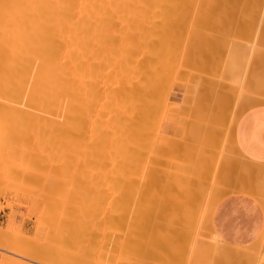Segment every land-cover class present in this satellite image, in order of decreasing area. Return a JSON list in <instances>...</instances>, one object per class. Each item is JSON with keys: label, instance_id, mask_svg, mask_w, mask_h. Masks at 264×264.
I'll use <instances>...</instances> for the list:
<instances>
[{"label": "bare ground", "instance_id": "6f19581e", "mask_svg": "<svg viewBox=\"0 0 264 264\" xmlns=\"http://www.w3.org/2000/svg\"><path fill=\"white\" fill-rule=\"evenodd\" d=\"M230 1L231 0H209L207 6H209L210 9H212V10L209 9L210 11L213 12V10H215V9L220 10V12H223L222 10H226V9H227L226 11H228L227 6L229 5L232 12H229L230 11V9H229L228 12L224 11L226 13L223 12V14H219L220 16L218 15V13L213 15L211 12V14L215 17L212 18V16L209 15L207 17L208 20H209V17L211 16L209 21L211 22V20L213 19L212 23L214 24L215 23L214 19L217 20L218 18H221V15H222V17L227 18L228 16H223V15L234 13V10H235V12H238V9H239V12L241 14L243 11H246L245 5H243V4L248 2L250 4L252 11H253V15H252L250 13L251 11L249 10L250 15H252V16L249 15V17L251 19L248 18V16L246 15L247 13L243 14L244 17H241L242 15L236 16L237 18L240 17L241 19H244V20H245V16H247L246 17L247 25H246V20L245 21L243 20L244 22L239 21V18H238L237 24L235 23L236 22L235 19H234L235 22H232V23H235V25H238V24H240L238 22H241V23L243 22L247 27L244 24L243 25L246 28L249 27V29H250L249 25L251 24V26L253 28L251 27L250 30L257 28V27H255L256 23H255V26L253 23L254 22H260V19L262 17V13H263V8H264V0H235L233 2H230ZM236 1H238V2H236ZM192 2L194 3L197 1L196 0H0V154H2L0 157V163L3 162L5 165L6 164L9 165V166H6V168H4V169L2 167V172H7V174L4 173L7 176L11 175L12 176L11 181H12L13 180V174H15L14 173L15 170L12 169L13 171L12 170L10 171V169L14 168V165H16V166L20 165V168H19L20 170L18 168H17L18 169L17 170L15 167L16 171H18V174H20L22 171H24L25 174L28 175L26 173L27 171H25V170L21 171V169L23 168V169L31 170L29 168H32L34 171L33 173L31 172V174H30V171H28L30 174L29 179L32 180L34 183L35 182L42 183L45 186V190L47 191V193L50 194V196H48V197L53 198L52 194H56V193L59 194L60 193V194L64 195L66 192H68V194H69V192L71 190L70 189L71 187L69 188V186H68L69 190L66 191L65 193L63 192V190L67 188V186L65 185L66 183L63 180L69 175L71 177L72 173L69 171L70 170L69 167L71 166V169H74L72 167L76 165L75 164V163H77L76 160L79 159V157L77 158V156H76V158H77L76 159L74 157V155L75 154H92V155H90V156H92V158L89 155L88 156L92 159L93 171L90 170L91 168L88 169V171L90 170L93 172V178H91V177L90 178L92 179L91 182H93L94 184L89 182L88 183L89 184L88 189H90L91 187L93 189V187H94L95 193L93 191L91 192L92 193L91 196L93 197V195H94V197L92 200L93 202L90 199V201L92 202V203L90 202L92 204V205L90 204L92 210L90 207H89V210H91L92 212L91 213L89 212V214H91L90 222H88L89 228L86 225L88 231L84 229L86 226L83 227V225H82V227H81L84 229V231L86 233L84 235L88 236V237H86V239L84 237V239L87 242L91 243V244L88 243L89 246L87 248L89 251H91L89 249V247L92 245L91 246L92 251H91V255H90L91 257L89 256V259H87L88 261H84L85 258L83 259V261L81 260L82 258L81 259L79 258L80 261L79 260L76 261L77 258L73 259L72 257L70 258V255L68 256V254L70 253V251L68 249H70L69 246L71 245V244L70 245H68V244L72 240L75 242L77 240L79 241L80 235L82 234V232H81V234L79 232L82 231L83 229L79 228L78 226L76 228L72 227L73 217L67 215L68 212H66V213L63 212V210H65L64 208H67L69 206L68 203L65 204L67 202V199L66 198H65L66 200L64 199L66 202L64 203L65 207L63 208V206H62V205H64L63 200H62L63 198L60 196L61 197L60 198L61 203L59 202V204H61V207L57 206L59 204L56 205L57 202L55 203L53 201V200L56 201V198L59 197L58 195H56L55 196L56 198H54L53 200H50L51 201L50 204L53 205L52 204V201H53V203H55L54 204L55 208H57V207L63 208L62 214H61L62 216L64 215L63 213L66 214V215H64V217L69 216L66 218L62 217L63 219H65V227L63 228L61 225L62 228L59 230V232L57 231V233H56L59 235V240H60V237H62L61 242L64 243L66 246V248L63 250L64 252L61 251L62 256L60 257L61 258V260L59 261L60 264H130V263L138 264L137 260H140L142 262L141 263L139 261L141 264H143V262H145L146 264H148V263L152 264L148 260H152V261L154 260V262H158L156 260H159V262H161V263L164 262L162 260H165L168 264H184V263L187 264V262H188V264H262V263H264V258H262L264 256L261 257V256L257 255V251L259 249V246L260 247L264 246V231L262 232L261 236L257 240V241H260L258 243V246H256V244H254V242H253L251 244L246 245V247H244V246L239 247V246L230 245V244L222 241L221 238H219V236L215 234V231H213L214 229H213V225L211 224L212 223L211 217H212V212L215 208L214 206L218 200V198L216 199V197H215L216 196L215 191H216L217 186L215 185V188H214V186H211V187H213V189L215 191L213 190L214 191L213 192L212 190H209V188H208V192H206L207 191L206 190L204 192L205 194L203 193V188H204V190L206 189L204 187V183L209 184L211 182V184H212L213 179H211V178H213V176H211V174L213 172L215 174L216 168L213 171V169H214L213 165L214 164L210 165L212 163L208 162V163H210L208 165H210V167L212 166V168H208V170L210 169V172H207L205 170V173L207 172L206 175H204L205 173L202 174V172H201L206 168L205 162H207L212 157V155H211L212 152H211V154L209 153L210 150L208 153L211 155V157H209V154L208 155L204 154L208 150L206 147H204L202 150H200V151H203L205 148L207 149V150H204L205 152L204 151L202 152L203 154H202L201 158L199 157L200 154L199 155L196 154L194 156V157H196L195 158L196 160L198 157L197 161H199V163H202L201 165L196 166L193 162H192L193 164H191L190 161L187 162L188 160L186 161L184 159L187 163H190L191 165H193L194 168L195 167L197 168V169L195 168L194 170L191 169L192 171L191 170L190 171L194 172V171L199 169L198 173L191 174L189 172L190 175L184 173L185 176L182 179H177V180H176V178H173V176L179 177L180 175L177 176V174L176 175L173 174V176L169 175V177L166 175L168 177V179H170V180L169 181L166 180L167 178L164 179L168 182L167 183L165 181L168 185L164 183V185L161 187V189H163V192L165 194V195L163 194L164 196H161L162 201H159L157 203L156 202L153 203L150 201L153 204L144 203L145 201H143V203H141L142 202L141 198H140L141 199V201H140L138 198L135 199L131 196L134 193L137 194L136 189H135L134 193H129V192H132V190H133L132 187L137 184V182L134 183V181H135L134 177L139 175L136 173V171L138 170L137 172L141 173V171L143 170V169L141 170V166L143 164L141 166L140 165L138 166L137 161L138 162H140V161L138 160L137 156L141 153V149H140L142 146L141 141L144 140V139L141 140L142 138L139 139V137H140L139 136V125H142L141 121L145 117L143 115L142 119H141V114H143L142 111H143V108H145V107H143L145 105L144 103H145V101L147 102V100H148V96L146 98L145 97L146 94L144 95V93L147 90H148V93L151 92V90L149 91V89L152 87L153 84L157 85L159 83L158 85H160L161 81H159V79L164 74V73L162 74V71L160 72L158 70V68L154 71H150V69L153 70L151 68L153 66V63L150 62V65L144 66L145 69H146V67L148 68L150 66L149 70H148V71H150V73L146 69V71L149 73V76H146L147 73L142 70L143 60H144L145 56H147V60H150L152 58L153 54H155L153 58H156V57L158 58V56L160 54L159 55H157V54L160 52L159 51L160 49H158V51H159L158 52L157 47L159 45H162L165 43H167V45H168V43H169L168 48H166L167 47L166 44L163 45V47L166 46V47H164L165 49L169 50V51L168 50L166 51L165 49H163V51H164L163 53H165V52L166 53L167 52L172 53V51L176 49L175 48L176 40L180 39V35L183 33V32L180 34L177 33V29H179V26L182 24V23L181 24L179 23V22H181L180 17L182 18V16L180 14L184 13V15L183 14L182 15L185 16V12L187 14V11L189 9L192 10L191 9L192 5H193ZM199 2H200V0H199ZM234 2L237 3V4L235 3L236 6L238 5L237 8H236V6L234 8V6H233L234 4L233 5L231 4ZM200 4L201 3H199V5ZM194 5H195V3H194ZM239 5H240V7H239ZM241 5L243 6L242 8H241ZM232 8H234V9H232ZM207 9H206V11L204 9L203 13L204 12L207 13ZM192 11L194 12V9ZM215 11H217V10H215ZM215 11L213 13H216ZM203 13H202V15H204ZM254 13L255 14L258 13L259 17L256 18L255 17L256 15L254 16ZM209 14H210V12H209ZM189 15H191V14H189ZM199 15H200V13H199ZM217 15H218V17H217ZM188 17H190V16H188ZM197 18H200V16H198ZM185 19H186V17H185ZM201 19H202V17H201ZM201 19H199V21ZM221 19H223L225 21L224 18H221ZM221 19L217 20L216 24H219L221 21H223ZM256 19L258 21H255ZM186 20L183 22V25H184V23H186ZM202 20L204 22V19H202ZM205 20H206V17H205ZM208 20H207V22H209ZM250 20H251V23H250ZM224 21L222 24L224 26L225 25L229 26V24H227L228 20L226 21V23ZM196 22H197V24H199L198 20ZM200 22H202V21H200ZM207 22H204V25H205V28H203L204 30L206 28H209L208 27L209 24ZM229 22H231V21H229ZM191 23H193V22H191ZM205 23H207L208 25ZM212 23L209 26H211V30L213 31V28L216 27L217 25L213 26ZM261 23L264 24V19L262 20ZM188 24H189V22L185 25H188ZM194 24H196V23H194ZM183 25H181V26L183 27ZM199 25H200L199 28L204 27L203 24H199ZM223 25H221V26H223ZM194 26H196V25H193V27H192L193 30L195 29ZM184 28H185V26H184ZM184 28H182V29H184ZM262 28H261V30H263V31H261V32L263 33L264 32V26H262ZM185 29H188V28L186 27ZM196 29H197V26H196ZM225 29H224V32H225ZM207 30H209V29H207ZM215 30L216 29L214 28V32H215ZM221 30H220L219 34L222 35L223 33H221L222 32ZM246 30H245V33L247 32V35L250 34L248 36L251 37L252 35L250 33V30L249 31H246ZM194 31H197V30H194ZM228 31L229 30H227V33H228ZM230 31H231V28H230ZM199 32H202L201 33L202 37H205L206 35H208L207 33L211 32V31L206 32V33H205V31H199ZM216 32H217V30H216ZM240 32H241V30H240ZM251 32L253 34V30ZM175 33L178 34L177 37H179V38L174 37ZM190 33H191V30H190ZM203 33H205L206 35L205 34L203 35ZM184 34H185V32H184ZM195 34H196L195 36H197V32ZM211 34L212 33H209V35H211ZM219 34L217 33L216 35L218 36ZM225 34H226V32H225ZM225 34H224V36H225ZM221 35H219V37ZM229 35L232 36V34H229ZM193 36L191 34L192 39L194 38ZM174 38H175V42H174V44H172V41ZM208 38H209V36H208ZM208 38H205L204 40L202 38V41H205V42H203V45L206 44V39H207L208 44L210 41L209 39H213V42H215V44H216V41H214V40H216V38L215 39L214 38L208 39ZM242 38H244V37H242ZM189 39H187V40H189ZM218 39L219 40L221 39L220 41H222L223 44L226 40V39L222 40L221 37ZM185 40H186V38H185ZM183 41H184V39H183ZM228 41H229V39H228ZM170 42L172 45L170 44ZM178 42H177V44H178ZM222 42H218V44L220 46L219 47L215 46L214 48L220 49L221 46L223 45ZM244 42H246V41H244ZM179 44H180V42H179ZM193 44H194V42H193ZM215 44H213V45H215ZM259 44H257V46L258 45L260 47L264 46L263 42H262L263 45L261 44V42H259ZM170 45L174 47V49L171 48L172 51L170 50ZM186 46L189 47V44H187ZM205 46L207 48V46H209V45H205ZM223 46L225 48H228L226 42ZM245 46H247V44H245ZM249 46H251V45L249 44ZM178 47H179V45H178ZM233 47H232V49H234ZM241 47H242V45H241ZM254 47H255V45H254ZM158 48H160V47H158ZM189 48L192 49V47H189ZM237 48H239V47H237ZM237 48H236V52L239 51V50L237 51ZM222 49H221L222 52L219 54V55H221L220 57H223V55L224 56L226 55V54H223V52H225V50H222ZM241 49H243V48H241ZM252 49H253V46H252ZM161 51H162V47H161ZM178 51H176V52H178ZM218 51H217V53H218ZM173 52L174 53H172V54L167 53V55L168 54L174 55L176 53L175 51H173ZM205 52H206V50H205ZM205 52H203V53H205ZM236 52H234V53H236ZM240 52L241 51H239V53ZM243 52H241V53H243ZM198 53H202V52L199 51ZM206 53L209 54L210 51L206 52ZM212 53H214V52H212ZM254 53L257 54L258 57L260 58V54L258 52L257 53L254 52ZM185 54H187V52ZM246 54H247V51H246ZM249 54H251V53H249ZM162 56L165 57L166 55L163 54ZM193 56H194V54H193ZM211 56L209 57V55H207V58L209 57L212 59L214 57V56L213 57H211ZM216 56L217 55L215 52V58H216ZM229 56H230V54H229ZM238 56H237V58H238ZM160 57L161 56H159V58ZM167 57H166V60H167ZM185 57L187 58L188 56H185ZM220 57L217 56V59L224 60V58H220ZM232 57H233V59L231 58L232 60H230L231 63L236 61L235 60L236 58L234 59V56H232ZM159 58L153 60L156 63H157V60L159 61L158 65L155 64V67L159 66V67H161V69L167 70V69L163 68L164 67L163 61H165L164 64H167V61L166 60L162 61V59H163L162 57L160 60H159ZM207 58L205 59L206 61H207ZM251 58H253V57H251ZM197 59L199 60L200 57L197 56ZM217 59L215 60V62H214V58L212 60L213 61L212 66H214L213 70L215 71L217 69L216 72L219 71L218 70L219 67L217 68V66L214 65V63H216ZM256 59L257 58L254 56V60H256ZM261 59L263 62L260 61V59H257L254 62V60L252 59L253 62H251V67L253 66L256 69V67L259 65L260 68L258 69V71L264 70V68L262 69V66H261L264 63V58L261 57ZM198 60H197L196 64L199 62ZM208 60H210V59H208ZM161 61H162V63H161ZM200 61L202 62V60H200ZM257 61H258V63L260 62L261 65L257 64ZM168 62H170V61H168ZM182 62H184V61H182ZM226 62H227V60L225 61V64H226ZM244 62H245V60H244ZM151 63H152V66H151ZM159 63H161L162 66ZM171 63L172 62H170V65H171ZM175 63H177V62H175ZM189 63H191L190 58H189L188 64ZM220 63H217V64L220 65ZM227 63H229V60ZM236 63H237V61H236ZM252 63H253V65H252ZM186 64H187V61H186ZM193 64H194V62L191 63V66ZM198 64L201 65L200 62ZM222 64H223V62H222ZM254 64H256V65H254ZM202 65H201V67H204ZM207 65H208V62H207ZM236 65H238V63ZM238 66H241V65H238ZM171 67L172 66H170V68ZM174 67H175V65H174ZM192 68H195V67H192ZM205 68L207 70H209L208 67L205 66L204 69ZM241 68H242V66H241ZM246 68H248V67H246ZM206 69H205V71H206ZM219 69H221V68H219ZM232 69H234L233 66H232ZM157 70L159 71V74L160 73L162 74V75H160L161 76L160 78L158 77V75H157V77H155L156 74H158ZM200 70H203V68H201ZM238 70H239V68H238ZM238 70H237V72H238ZM240 70H242V69H240ZM142 71L145 72L144 75H145V77H147V79L146 78H144V79H146V80L141 78V74L143 73ZM176 71H177V69H176ZM222 72H224V71H221V74H222ZM183 73L185 74V71ZM192 73H189V76ZM260 73H262V72H260ZM260 73H258V74H260ZM151 74H152V76L154 75L153 77H155V79L152 77V80H155V81H153L154 83L151 81V79H148V77H151ZM168 74H166V75H168ZM187 74H188V72H187ZM249 74H251V73H249ZM253 74L250 78L253 77ZM232 75H238V74L234 73ZM164 76L165 75H163V78L165 79L166 77H164ZM176 76H177V73H176ZM203 76H202V78H203ZM249 76L247 78H249ZM255 76H257V75H255ZM263 76H260V77H263ZM178 77L179 76H177L176 78H178ZM223 77H226V76H223ZM156 78L158 81L157 83H155ZM167 78H170V77L167 76ZM199 78H197V80L201 81V79H199ZM226 78H224V79H226ZM192 79H194V78H192ZM142 80H144V82H147V83H149L148 80H150V83H152L151 86H149V88L147 90L144 89V87H146V86H144L145 84ZM204 80H202L201 82H205ZM239 80H241V79H239ZM245 80H246V77H245ZM252 80L253 79H251L250 81H252ZM163 81H166V80H163ZM167 81H169V79ZM250 81H249V83L252 84L253 81L252 82H250ZM211 82H213V81H211ZM217 82L218 81L214 82V84L216 85ZM221 82L222 81H220V83H219V87L221 86ZM163 83H167V82H163ZM207 83H208V81L206 82V84ZM222 83H224V82H222ZM249 83H248V85H250ZM142 84H144V85H142ZM201 84H203V83H200V85ZM208 84L205 86H208ZM164 85H162V86L164 87ZM170 85H172V84H170ZM211 85H213V83ZM254 85H255V83H254ZM254 85H252V86L254 87ZM173 86H174V84H173ZM201 86H198V88H200ZM213 86H210L211 91L217 85L212 89ZM229 86H231V85L229 84ZM229 86L227 85V86H225V88H228ZM244 86H246V85L244 84ZM219 87H216V88L219 89ZM247 87L248 86H246V88ZM249 87L251 89L253 88L251 86H249ZM256 87L259 88V86H256ZM204 88H208V90H209V87H204ZM250 88H249V90H251ZM151 89H153V88H151ZM170 89H172V88H170ZM217 89H214V91H212L213 93L210 91V93H212L211 95L208 94L209 91H207V89H205L206 91H204V92L205 93L207 92L209 97L212 96V97H210L213 99V100H211V101H213L212 105L214 104V102L215 103H222V105H224V107H222V105L220 106V104L219 105L214 104V106L217 108H218V106H220L219 108H224V110L227 111V106L229 104L226 102H228V100L231 98L229 96L230 91H228L231 89V87L229 89H224V90L228 91L229 94L225 93L226 91L224 92V90L222 92V90H217ZM253 89H252V91H256ZM156 90L153 89L152 92L155 93ZM191 90H193V85H192ZM202 90H203V88H201V91ZM197 92H198V90H197ZM151 93H150V95H151ZM189 93H190V90H189ZM243 93L246 94L247 92H243ZM243 93H241V94H243ZM258 93H260V92L258 91ZM165 94H166V92H165ZM190 94L188 95V97L184 98V100L182 99L183 100L182 103L184 105H186L185 108H187L189 100H191V102H189V104L195 101V98H193V97H195L193 95V93L191 95ZM232 94H230V95L233 98L234 94L233 95ZM192 95H193V97H192ZM203 95L205 97L206 94H202V97H200L201 101H202V99H204ZM225 95L228 97L226 98ZM235 95H234V97H235ZM159 96H160V94H159ZM197 96L198 95H196V97ZM199 96H201V95H199ZM236 96L238 97V93ZM246 96H248V95H246ZM154 97H156V96H154ZM209 97H208V99H209ZM255 97H253V98H255ZM160 98L162 99V97H160ZM166 98H167V96H166ZM169 98H171V95ZM169 98H167V99L169 100L168 101L169 104H171V101ZM189 98H191V99H189ZM205 98H207V97H205ZM243 98L244 97H242V99H239L240 100L239 102H241V100L243 101ZM161 99H158V101L161 102ZM223 99H225L227 101H225ZM151 100H152V98H151ZM251 100L252 99L249 98V101H246L247 106L241 105L242 104L241 103L240 104L241 106L239 105L240 107L238 106L237 109H245L246 110V109H250V108L255 107V106L264 105L263 99L261 101H258V102H256V99L254 101L252 100L253 103L250 102ZM163 101L165 103H167L166 99ZM204 101H205V99H204ZM204 101H202V102H204ZM231 101L232 100L229 101L230 104L234 103V105H236L235 104L236 99L232 103H231ZM196 102L200 103V101H196ZM196 102H194V103H196ZM209 102H210V100H209ZM209 102L207 101V104ZM239 102H237V104H239ZM244 102H245V100H244ZM248 102H250L251 104H249ZM147 103H149V101ZM161 104L159 106H161ZM169 104H168V106H169ZM201 104L204 107L205 103L204 104L201 103ZM226 104H227V106H225ZM232 105L229 108H232L233 107ZM157 106H158V103H157ZM168 106L166 105V108ZM194 106H196V104ZM207 106L208 105H205L204 108L206 109ZM146 107L149 108L148 106H146ZM203 107L201 106V108H203ZM198 108H199V106H198ZM152 109L153 108H151V110ZM207 109H208V107H207ZM210 109L211 108H209V111H210ZM103 110H105L104 116H103ZM149 110L150 109H148V111ZM151 110H150V112H151ZM188 110H189V108H188ZM198 110L200 111V109H198ZM215 110H217V109H215ZM209 111H208V113H209ZM243 111L244 110H240L239 112L241 114H243L244 113ZM152 112H153V110H152ZM168 112H169L168 116L169 117L172 116L170 110ZM189 112H191V111L189 110ZM146 113H149V112L146 111ZM200 113H201V111H200ZM150 114L151 113H149V115ZM217 114H218V112L216 113V115ZM161 115H162V113H161ZM161 115H160V118H161ZM208 115H210V114H208ZM226 115H228V114H226ZM239 115L240 114L238 113V116ZM150 116H152V115H150ZM205 116H207V115H205ZM219 116H221V115H219ZM222 116L226 120L228 119L227 116H226L227 118L224 116V112H223ZM147 117H146V119H147ZM223 117H221V119ZM152 118H153V116H152ZM193 118H194V116H193ZM213 118H214V116H213ZM217 118H218V116H217ZM147 120H146V122H147ZM148 121L150 122L151 120H148ZM158 121H159V119H158ZM158 121L155 119L154 123L157 124ZM207 122H208V119H207ZM223 122H225V120ZM151 123H153V122H150V124ZM205 124H207V123H205ZM233 124L235 125L234 122H233ZM223 125L227 126V123H223ZM234 125H233V127H234ZM154 126L156 127V125H154ZM154 126L153 127L149 126L148 128H151V130H153V128H155ZM203 126H202V128H203ZM213 126H215V125H213ZM213 126H208V128H211ZM229 126L227 128H230ZM208 128L207 129L204 128V129L208 132L209 135L213 134V132L209 133ZM224 128H222V130ZM199 129H200V127H199ZM232 129L233 128L231 127V130ZM210 130L213 131V129H210ZM147 131H150V130L148 129ZM197 131L199 132L198 129H197ZM232 131H230V132H232ZM205 132H203L204 138L206 137ZM215 132H216V130H215ZM147 133L148 132H146V134ZM216 133H214V134H216ZM149 134H152V132ZM199 134H201V133H199ZM220 134H221V132L219 133L218 137L222 136V134L221 135ZM160 135H161V133L158 136H160ZM163 135L164 134H162V136ZM231 135H232V133H231ZM165 136L166 135H164L163 137H165ZM215 136H217V135H215ZM229 136H230V134H229ZM190 138H191V136L189 137V139ZM213 138H215V137H213ZM229 138H231V137H229ZM203 140H204V142H202V143L200 142L199 145L205 146L203 144V143H205V139H203ZM224 140H225V138H224ZM211 141H210V144L212 145ZM233 141H234V139H233ZM147 142L148 141H146V143H145L146 145H148L150 143V142L149 143H147ZM153 142H156V140ZM172 142H170V145H172L171 144ZM187 142H189V141H187ZM196 143H197V141H196ZM232 143H234V142H232ZM155 144L156 143H154L153 145H155ZM157 144H158L157 146L159 147V143H157ZM175 144L176 143L174 142L173 145L175 146ZM227 144L228 143L226 142V145ZM229 144H231V143H229ZM215 146L216 145H214V147ZM159 148H156V149L159 150ZM215 148H218V145ZM225 148H226V146H225ZM143 149L146 151L147 147H146V149L143 147ZM174 149H176V147H174ZM200 149H201V147H200ZM231 149H233V147ZM149 150H150V148H149ZM187 150L189 151L190 149H187ZM216 150H219V149H216ZM150 151H149V153H150ZM175 151H174V155H176ZM222 151H223V149H222ZM142 152H144V151L142 150ZM165 152L167 153V151H165ZM195 153H196V149L194 151V154ZM230 153H232V152H230ZM36 154L37 155L42 154V155H40V158H39L40 160H38ZM151 154H149V155H151ZM203 155L207 156L208 158L205 157V159H203V157H204ZM213 155H214V153H213ZM41 156L44 157V158L42 157L43 161L41 159ZM70 156H73V157H71L73 159H71ZM240 156L241 155L239 154V157ZM165 157H166V155H165ZM170 157H171V155H170ZM183 157H185V156H183ZM194 157L192 156L193 159H194ZM224 157H225V155H224ZM224 157L222 156L221 158H224ZM241 157L239 159H238V157H236L238 159V161L235 160L236 158L233 159L230 156H229L228 160H227V157L225 160L228 162V165L232 164V162L235 163L234 165L238 164L235 167H236V169L238 168L237 172L239 171V173L241 175V177L238 176L241 179V180L239 179V181L241 183L238 184V182H237V184L239 185V189H240V187H242L240 191L249 193L250 195L256 197V199L260 200V202L262 203V205L264 207V179H263L264 166L263 165L261 166L259 164L257 165V163L255 164L253 162H249V160L245 159L246 157L245 158L243 156H241ZM167 158H168V156H167ZM83 159H84V157H83ZM186 159H190V158L188 157ZM200 159H202V161L204 160V162H202ZM15 160H17V161L20 160V162L18 161L19 164H14ZM70 160H71V162H70ZM72 160H74V162ZM135 160H137V161H135ZM217 160H215V161H217ZM231 160H232V162L230 163ZM39 161H42V162H39ZM155 161H156L155 163L158 162L157 159ZM218 161H220V160H218ZM235 161L238 163H236ZM84 162H83V165H84ZM162 162H164V161H162ZM168 162H170V161H168ZM173 162L174 161L170 162L169 164H171ZM177 162H178V160H177ZM203 163H205V165ZM222 163L220 162V165H219L220 168H218V172H217V173H220V175L224 173V172L221 173V169H222L221 164ZM10 164H12V165H10ZM72 164H75V165L72 166ZM78 164H81V163H78ZM139 164H141V163H139ZM152 164H153V161H152ZM179 164L181 165L182 162ZM244 165H246V166H244ZM26 166L28 168H24ZM177 166H178V164H177ZM200 166H202L204 168V169L201 168V171H200ZM7 167H8L9 171L6 170ZM178 167H177V169H178ZM185 167H187V166H185ZM230 167H231V165H230ZM230 167L227 168L228 172H231L234 169L233 168L231 170ZM75 168L78 169V167H75ZM189 168H191V167H189ZM0 169H1V167H0ZM3 170H5V171H3ZM139 170H140V172H139ZM175 170H176V168H175ZM79 171H81V169H79ZM165 171H167V170H165ZM180 171H182V170H180ZM8 172H10V173H8ZM11 172H13V173L11 174ZM199 172L201 173V175L199 174ZM153 173H151V174H153ZM239 173H238V175H239ZM16 174H17V172H16ZM75 174H76V172H75ZM163 174L165 175V173H163ZM160 175H162V173ZM182 175H183V173H182ZM2 176H3V174H2ZM2 176L0 177L1 182L6 181L8 179V177L6 179L5 178L6 176H4V177H2ZM21 176L23 177V174H20V177ZM91 176H92V174H91ZM201 176H204V177L206 176V177L204 179V178H201ZM14 177H15V175H14ZM25 177H27V176H24V178ZM143 177H140V178L142 179ZM149 177H150V175H149ZM215 177H217V180L215 178L216 181H220L221 176L219 178V176L217 174V176H215ZM233 177H235V176H233ZM18 178H19V176H18ZM18 178L16 176L14 178V180L17 179L16 182L18 183V180H19L20 181L19 183L22 184V182L24 180L21 182L22 178L21 179L20 178L18 179ZM68 178H66L67 179L66 181L69 182V180H70V182H71V179H68ZM171 178L175 179L176 182L171 180ZM225 178H226V176H225ZM225 178H222L223 180L221 179V181L223 182ZM72 179H73V176H72ZM146 179L147 178H145V180ZM158 179H159V174H157L155 172V174L151 176L150 180L149 181L147 180V181L149 182V184H150V182L160 184V182L162 180L160 182H158L159 181ZM202 179L206 180L207 182L202 181ZM209 179L211 181L208 182ZM7 181L5 183H7ZM11 181L9 178L8 182H10V184H12ZM87 181H89V179ZM87 181L85 180V184L87 183ZM172 181L175 182V184L173 183L174 185L169 186V183L171 185ZM141 182H143V181H141ZM141 182L139 183V181H138L140 186H139V184H137L135 186V187L139 186V188H138L139 191L142 187L141 185H143V183H145V182H143L141 184ZM213 182L216 183L215 181H213ZM14 183H15V181H14ZM24 183L25 182H23L22 187H23V185L24 186L26 185ZM71 183L74 185L73 182H71ZM75 183H76V181H75ZM90 183L92 184L91 187H90ZM133 183H134V185H133ZM88 184H86L87 187H88ZM149 184H147V185H149ZM220 184L223 185V183H220ZM165 185H167L166 186L167 188H165V190H164ZM28 187L29 186L26 185L25 188L28 189ZM30 187H29V189H31ZM32 187H34V186H32ZM41 187L39 190H41ZM143 187L145 189V186H143ZM168 187H170V190H167V189H169ZM227 187H229V186H227ZM8 188H9V186H8ZM11 188H13V187H11ZM36 188H33L32 190H34V189L36 190ZM151 188H152V186H151ZM157 188H159V187H157ZM236 189H237V187L234 189H231V190L232 191L235 190L236 192H238L239 190H236ZM37 190H38V188H37ZM43 190H41L42 195H43ZM143 190H142V193L140 192V194H142V195H144ZM27 191H29V190H27ZM209 191L214 193V194L211 193L209 196H207V193H209ZM218 191H217V193H218ZM235 191L233 193H236ZM38 192H40V191H38ZM61 192H63V193H61ZM74 192H76V191H74ZM74 192H71V193H74ZM84 193L85 192L83 191L82 194H84ZM155 193H157V192H155ZM41 194H39L38 196H41ZM76 194L77 193H75V197H74L75 199H76V197L79 198V196H77ZM140 194L138 197H140V196L142 197V195H140ZM151 194L153 195V192ZM65 195L68 198V202L70 203L69 200H70V198H72V196L69 194V196H71L69 198L67 196V194H65ZM65 195H64V197H65ZM218 195H219V193H218ZM151 197H153V196H151ZM157 197H159V196H157ZM161 198H158V199H161ZM38 199H40V198H38ZM41 199H43V198H41ZM77 200H80V199H77ZM43 201L44 200L39 201V202L44 204ZM45 201H46V198H45ZM71 201H73V200H71ZM147 201H148V199H147ZM39 202H38V204H39ZM46 204L47 203L45 202V205ZM66 205H67V207H66ZM38 206H40V204ZM148 206H149L148 210L153 207L152 209L155 210L154 211L155 216H152L151 218H149L147 220L144 218V208H147ZM169 206L171 207V209L168 208ZM45 207L46 206H44V208ZM205 208H206V210L204 211ZM45 209H47V208H45ZM45 209H44V211H45ZM53 210H51V213ZM167 210H169V211H167ZM151 211L152 210H150V212ZM166 212L167 213L172 212L171 213L172 215H170V213H168L170 215L169 216ZM12 221H13V219L11 218L9 220V224H8L9 227L11 226ZM60 222H62V221H60ZM50 226L54 227V225H50ZM62 230H63V232H62ZM0 231L2 233V234L0 233L1 234L0 235V245L10 244L7 239L2 238V235H4L5 232L7 233L8 231L5 229L2 230V228H0ZM50 231H52L51 233H53V230L50 229ZM55 232H56V230H55ZM59 233L61 234V236ZM181 233L183 236L179 235ZM76 236L77 237L79 236V237L77 239H75ZM204 237H208L209 240L207 238L204 239ZM82 238L83 237L81 235V239ZM182 239H183V241H181ZM202 239H204V240H202ZM184 240L187 241V244H185ZM206 240H208V241H206ZM67 247H69V248H67ZM42 252L44 253L45 251H42ZM42 252L36 251V253L33 254V258L38 259V260L46 259L45 253L43 254ZM133 253L135 254V256H137V258L140 255L139 257H141L142 259H140V258L137 259V258L131 256ZM88 254H90V253H88ZM186 254H188V255H186ZM262 255H264V254H262ZM148 256H150L151 259H149L150 257H148ZM145 257H147L146 258L147 261H145L146 259L144 260ZM201 257L206 258V262L200 263L198 261V259ZM129 258L133 259L132 261H134V262L129 263V260H130ZM134 258L136 259L137 263L135 262ZM71 259H73L75 261H73Z\"/></svg>", "mask_w": 264, "mask_h": 264}, {"label": "rangeland", "instance_id": "374dc122", "mask_svg": "<svg viewBox=\"0 0 264 264\" xmlns=\"http://www.w3.org/2000/svg\"><path fill=\"white\" fill-rule=\"evenodd\" d=\"M197 2H194L195 3V5H194V3H193V5H192V10L194 9V12L192 11V10H188L187 11V14H186V12H185V16H183L184 15V13H181L180 15L182 16V18L180 17V21L181 22H179L181 25H183V22L186 20V23H184V25H183V27L180 25L179 26V29H177V33H182L181 35H180V39H177L179 42H180V44H179V42L176 40V46H175V50H173V51H178V52H176L174 55H171L172 53H174L173 51H172V49H174V47L173 46H171L172 44H174V42H175V38L178 36V34L177 33H175V35H174V39H173V41H172V44H171V42H170V50L172 51V53L171 52H167V53H171V54H168L167 55V53L165 52V53H163L164 51H163V49H165L164 47H166V48H168V46H169V43H168V45H167V43H165L166 44V46H164L163 47V45H165V44H162V45H159L158 47H160V48H158L157 47V51H158V49H160L158 52V54L157 55H159V56H161L162 58L164 57V56H162L163 54H165L166 56L162 59V61L163 60H166V57H167V64H164L165 63V61H163L164 63H163V68H165V69H167V70H164V69H161V67H159V66H156L155 67V64H157L158 65V60H157V63L155 62V61H153V60H155V59H158L159 58V56H158V58L156 57V58H153L154 57V55L155 54H153V56H152V58L150 59V60H147V56H145V58H144V60H143V68H142V70L143 71H145L146 73H147V75L146 76H149V73H150V71H154V70H156L157 68H158V70L161 72L162 71V74L163 75H165L164 77H166L165 79L163 78V75L160 73L159 74V71L157 70V72H158V74H156V76L155 77H157V75H158V77L160 78L161 76L160 75H162V79L160 78H158L159 79V81H161V84L163 83V82H167V83H163L162 85H164V87L161 85H156V84H153L152 85V87L151 88H153V89H157L156 90V92L155 93H153L152 91H153V89H149V91L151 90V92H149L148 93V88H149V86H151V84L152 83H150V80H148L149 81V83H147V82H144V80H146L147 79V77H145V72H143L142 74H141V78H146V79H144V80H142L143 82H144V84H142V85H144V86H146V87H144V89L145 90H147V91H145V93H144V95H145V97L147 98V96H148V100H147V102L149 101V103H147L146 101H145V105L143 106V107H145V108H143V115L145 116L144 117V119H143V128L144 129H142L141 128V125H139V139H141V140H143V141H141V143H142V146L146 149V147H147V149L149 150V148H150V153H149V151L146 149V151L143 149V147L142 148H140L141 150H143L144 152H143V154H139L138 156H137V158H138V160L140 161V162H138L137 160H135V161H137V163H138V166L140 165H142L141 166V173H138L137 171H136V173L137 174H139L138 176H135L134 178H135V181H134V183H136L137 182V184H139L141 181H143V182H145V183H143V182H141V184L143 183V185H141L142 187H141V189H140V191H139V186H140V184H139V186L138 187H135L136 185H134V183H133V190H132V192H129V193H134L135 192V189H136V193L137 194H133V195H131L133 198H138L139 200H143V201H145L144 203H146V201H147V199H148V201H147V203H151V202H159V201H162V198H161V196H164L165 194H164V192H163V189H161V187L164 185V183L165 184H167L168 182L166 181V180H170V179H168V177H169V175L171 176H173V174H177V176H179V177H174L173 176V178H176V180L177 179H182L184 176H185V174H188V175H190V173L191 174H194V173H198V170H196V171H194V172H191L192 170L191 169H195L194 168V166L193 165H191V164H195L196 166L197 165H201L202 163H199V161H197L198 160V157H197V160L195 159L196 157H194L196 154H184L183 156H185V157H183V160L185 159L187 162H189L190 161V163H187L185 160V162H186V164L184 163L183 164V162H182V164H181V166H183V168L181 167L180 169H176L175 170V172H173V170H172V168L171 167H173V165H174V162L173 163H171V164H169L170 162H172V161H174V160H172L173 158H172V156H173V154H165L166 152L165 151H167V153H169V151L171 150V147L170 146H172V145H170V142H172V141H177L176 139H173V138H170V137H168V136H165V137H163L162 136V134H164V128H165V125L167 124V123H169V120H170V117L168 116V111H169V109L168 108H170V104H169V100L167 99V98H169L170 97V95H171V93H172V90H173V87L175 86V85H177V84H183V85H185V86H187V87H189L190 89H192V85H193V90L195 91V90H197L198 89V86H201V87H206L205 85H207L208 83L210 84H208L209 86H213L212 87V89L216 86V87H219V83H220V81H222V82H224V83H222L221 82V86L219 87V89H217L216 87L214 88V89H217V90H222V92H223V90L224 89H229L230 87H231V89L230 90H228V91H230V94H236L237 95V93H238V97L235 95V97H234V95H233V98H232V96L229 94V92L228 91H226V90H224V92L225 93H228L229 94V96L231 97H229L230 99L228 100V102L230 101V100H232L231 101V103L232 102H234L235 101V99H236V101H235V104L236 105H234V103H232L233 105H234V108L235 107H237L238 108V106L241 104V105H245V106H247V102L246 101H249V98L250 99H252L253 101L256 99V102H258V101H261L262 99L264 100V70H259L258 71V69L260 68L259 67V65L256 67V69L252 66L251 67V62H253L252 61V59L254 60V56L257 58V59H260V61H262V59H261V57H263L264 58V46H262V47H260L259 45V42H261V44H262V42H263V44H264V32L262 33L261 31H263V30H261V28H262V26H264V24H262L261 22H262V20L264 19V8H263V13H262V17H261V19H260V22H254L253 24H254V26H255V23H256V26L255 27H257V28H255V29H252L253 30V34H252V30H250L251 29V24L249 25L250 26V29H249V27L248 28H246L247 26V20H246V17L248 16V18H250L249 17V15H250V13L253 15V11H252V9H251V7H250V4L247 2V3H245V4H243V5H245V10L246 11H243L241 14H240V12H239V9H238V12H235V10H234V13H230V14H225V15H223V16H228L227 18L226 17H222V15H221V18H226L227 20H228V22H227V24H229V26H224L222 23H223V19H221V18H218L217 20H223V21H221L219 24H216V22H217V20H215L214 19V21H215V23L213 24L212 23V21H213V17H215V16H213V15H215V14H217L218 13V15L219 14H223V12L224 11H226V10H222L223 12H220V10H218V9H215V10H217V11H215V10H213V12L215 11L216 13H213L212 11H210V10H212V9H210V7L209 6H207V4H208V2H209V0H200V2H199V0H196ZM233 1H235V0H231L230 2H233ZM229 2V1H228ZM236 2H238V1H236ZM236 2H234V3H231L233 6H234V8H235V6H236ZM199 3H201L200 5H199ZM236 3V4H235ZM230 4V5H231ZM239 4V3H238ZM199 5V6H198ZM231 5V6H232ZM197 6V7H196ZM227 6V5H226ZM238 6V5H237ZM237 6H236V8H237ZM228 7V11H229V9H230V7H229V5L227 6ZM239 7H240V5H239ZM243 6L241 5V8H242ZM208 8V9H207ZM223 8V7H222ZM221 8V9H222ZM234 8H232V9H234ZM205 9V11H206V9H207V13L206 12H204L203 13V10ZM210 9V10H209ZM220 9V8H219ZM244 9V8H243ZM242 9V10H243ZM196 10V11H195ZM241 10V9H240ZM251 12H250V11ZM228 11H226V12H228ZM196 12V13H195ZM200 13V15H199V13ZM204 14V15H202V13ZM209 12H210V14H209ZM211 12H212V14H211ZM226 12H224V13H226ZM229 12H232L231 11V9H230V11ZM250 12V13H249ZM238 13V14H237ZM247 13V14H246ZM249 13V14H248ZM183 14V15H182ZM189 14H191V15H189ZM207 14V15H206ZM243 14H246L247 16H245V20H246V25L243 23L245 20L244 19H241L240 17H238L239 18V21H243L242 23L241 22H238V23H240V24H238V25H235V23L237 24V21H238V18L236 17V16H239V15H242L241 17H244L243 16ZM190 16V17H188V16ZM202 15V16H201ZM209 15H211L212 16V20H211V22L209 21L210 20V17H209V20H208V16ZM218 15H217V17H218ZM234 15V16H233ZM252 15H250V16H252ZM256 15V16H255ZM198 16H200V18H197ZM220 16V15H219ZM254 16L256 17V18H258L259 17V15H258V13L257 14H255L254 13ZM185 17H186V19H185ZM188 17V18H187ZM201 17H202V19H204V22H207V20L210 22H207L209 25H211V23L213 24V26L214 25H217L216 27H214L216 30H217V32H216V30H215V32H214V28H213V31L211 30V26H209L207 23H205V24H207L208 25V27L209 28H206L205 30L203 29V28H205V25H204V22H203V20L201 19ZM204 17V18H203ZM205 17H206V20H205ZM216 17V18H217ZM236 17V18H235ZM184 19V20H183ZM197 21L198 20V22H199V24H203L204 25V27H200L199 28V24H197V22L195 21V20ZM199 19H201L200 21H202V22H200L199 21ZM225 19V23H226V20ZM236 20V22H235V20ZM241 19V20H240ZM251 19V18H250ZM195 21V22H194ZM229 21H231V22H229ZM254 21V20H253ZM255 21H258L257 19L255 20ZM189 22V24L188 25H185V24H187ZM191 22H193V23H191ZM232 22H235V23H232ZM194 23H196V24H194ZM249 23V22H248ZM250 23H251V20H250ZM196 25L197 26V29H196V26H194V30H197V31H194L193 29H192V27H193V25ZM234 24V25H233ZM246 26H244V25ZM221 25H223V26H221ZM184 26H185V28L187 27L188 29H185L184 28ZM202 26V25H201ZM222 28H221V27ZM181 27V28H180ZM227 27V28H226ZM244 27V28H243ZM182 28H184V29H182ZM190 28V29H189ZM220 28V29H219ZM226 28V29H225ZM229 28V29H228ZM230 28H231V31H230ZM233 28V29H232ZM253 28V27H252ZM200 29V30H199ZM202 29V30H201ZM207 29H209V30H207ZM219 29V30H218ZM222 29V30H221ZM224 29H225V32H226V34H225V32H224ZM243 29V30H242ZM247 29V30H246ZM250 30V33H251V37L250 36H248V35H250V34H248L247 35V32L245 33V30L246 31H249ZM259 29V30H258ZM263 29V28H262ZM190 30H191V33H190ZM193 30V31H192ZM220 30L222 31L221 33H223L222 35L221 34H219V32H220ZM227 30H229L228 31V33L229 34H232V36L231 35H229L228 33H227ZM239 30V31H238ZM240 30H241V32H240ZM199 31H205V33L206 32H209V31H211V32H209V33H212L211 35H209V33H207L208 35H206L205 33H203V35L205 34L206 36L205 37H202V32H199ZM244 31V32H243ZM184 32H185V34H184ZM197 32V36H195L196 33ZM214 32V33H213ZM219 34V35H221L220 37L222 38V40H225V42H226V44H227V47L228 48H225L223 45L225 44V42H224V44H223V42L222 41H220L218 38H220L219 37V35L217 36L216 34ZM177 34V35H176ZM191 34H192V36L194 37L193 39H192V37H191ZM224 34H225V36H224ZM208 36H209V38H216V40H214V41H216V44H215V42H213V39H209L208 38ZM211 36V37H210ZM215 36V37H214ZM218 38H217V37ZM238 36V37H237ZM224 37V38H223ZM231 37V38H230ZM242 37H244V38H242ZM246 37V38H245ZM177 38H179V37H177ZM185 38H186V40H185ZM190 38V39H189ZM202 38H203V40L205 39V38H208L209 40V44H208V42H207V39H206V44L205 45H209V46H207V48H206V46L205 45H203V42H205V41H202ZM250 38V39H249ZM255 38V39H254ZM183 39H184V41H183ZM187 39H189V40H187ZM228 39H229V41H228ZM242 40V41H241ZM250 40V41H249ZM257 40V41H256ZM188 41V42H187ZM194 42V44H193V42ZM244 41H246V42H244ZM177 42H178V44H177ZM218 42H222V46H221V48L219 49H217V48H214L215 46L216 47H219L220 45L218 44ZM259 44L258 46H257V44ZM187 44H189V47H192V49H190L188 46H186ZM192 44V45H191ZM213 44H215V45H213ZM245 44H247V46L249 47H247V46H245ZM249 44L251 45V46H249ZM255 45V47H254V45ZM262 44V45H263ZM178 45H179V47H178ZM229 45V46H228ZM234 47H233V46ZM241 45H242V47H241ZM184 46V47H183ZM235 49H232V47ZM244 46V47H243ZM252 46H253V49H252ZM161 47H162V51H161ZM182 47V48H181ZM203 49H202V48ZM224 47V48H223ZM237 47H239V48H237ZM259 47V48H258ZM172 48V49H171ZM178 48V49H177ZM210 48V49H209ZM213 48V49H212ZM223 48V49H222ZM236 48H237V51L239 50V51H241V52H243V53H239V51L238 52H236ZM241 48H243V49H241ZM248 48V49H247ZM187 51H186V50ZM190 49V50H189ZM200 49V50H199ZM217 49V50H216ZM221 49L222 50H225V52H223V54H226L225 56L223 55V57H220L221 55H219L222 51H221ZM227 49V50H226ZM232 49V50H231ZM247 49V50H246ZM251 49V50H250ZM256 49V50H255ZM166 51L168 50V49H165ZM189 50V51H188ZM202 50V51H201ZM205 50H206V52H209L210 51V53L209 54H207L206 52H205ZM214 50V51H213ZM219 50V51H218ZM231 50V51H230ZM234 50V51H233ZM254 50V51H253ZM169 51V50H168ZM197 51V52H196ZM202 52V53H198V52ZM217 51H218V53H217ZM233 51V52H232ZM246 51H247V54H246ZM253 53H252V52ZM187 52V54H185ZM203 52H205V53H203ZM212 52H214V53H212ZM215 52H216V55L218 56V57H220V58H224V60H220V59H217V56H216V58H215ZM228 52V53H227ZM234 52H236V53H234ZM254 52H258L259 54H260V58L258 57V55L257 54H255ZM194 54V56H193V54ZM198 53V54H197ZM249 53H251V54H249ZM196 54V55H195ZM209 55V57L211 56V57H213L214 58V62H215V60L217 59V61H216V63H214V65L215 66H217V68L219 67V68H221V69H219L218 68V72H216V70L214 71L213 70V68H214V66H212L213 64H212V60H213V58L211 59V58H207V55ZM229 54H230V56H229ZM237 54V55H236ZM240 54V55H239ZM255 54V55H254ZM156 55V56H157ZM201 55V56H200ZM239 55V56H238ZM244 55V56H243ZM252 55V56H251ZM254 55V56H253ZM184 56V57H183ZM185 56H188L187 58L185 57ZM192 56V57H191ZM197 56L198 57H200V59L198 60L197 59ZM232 56H234V59L237 61V63H238V65H241L242 66V68H241V66H238V65H236L237 63H236V61H232L233 63H231L230 62V60H232L233 59V57ZM237 56H238V58H237ZM161 57L159 58V60L161 59ZM173 57V58H172ZM194 57V58H193ZM240 57V58H239ZM250 57V58H249ZM251 57H253V58H251ZM171 58V59H170ZM189 58H190V61H191V63L192 62H194V64L191 66V63H189L188 64V62H189ZM193 58V59H192ZM202 58V59H201ZM207 58V61L205 60ZM226 58V59H225ZM232 58V59H231ZM170 59V60H169ZM187 59V60H186ZM192 59V60H191ZM196 61H195V60ZM208 59H210V60H208ZM256 59V60H257ZM148 62H147V61ZM197 60L201 63V65L202 66H206V67H208L209 68V70H207L206 68V71H205V69H204V67H201V65H199L198 63L196 64V62H197ZM200 60H202V62L200 61ZM205 60V61H204ZM227 60V62H228V60H229V63H227L226 62V64H225V61ZM240 62H239V61ZM244 60H245V62H244ZM256 60H254V62L256 61ZM162 61H161V63H162ZM168 61H170V62H172L171 63V65H170V62H168ZM174 61V62H173ZM182 61H184V62H182ZM186 61H187V64H186ZM150 62H152L153 63V66H152V63H151V68L153 69V70H151L150 69V71H148L149 70V67L147 68L146 67V69H147V71L149 72H147L146 71V69H145V67L144 66H146V65H150ZM155 62V63H154ZM175 62H177V63H175ZM207 62H208V65H207ZM221 62V63H220ZM222 62H223V64H222ZM263 62V61H262ZM161 63H159L160 65H161ZM174 63V64H173ZM183 63V64H182ZM211 63V64H210ZM217 63H220V65L219 64H217ZM169 64V65H168ZM173 64V65H172ZM217 64V65H216ZM257 64H260V62L258 63V61H257ZM168 65V66H167ZM174 65H175V67H174ZM177 65V66H176ZM210 65V66H209ZM226 65V66H225ZM236 65V66H235ZM252 65H253V63H252ZM254 65H256V64H254ZM261 65V64H260ZM162 66V65H161ZM167 66V67H166ZM170 66H172L171 68H170ZM200 68H199V67ZM232 66L234 67V69H232ZM262 66V69L264 68V63L261 65ZM177 67V68H176ZM192 67H195V68H192ZM246 67H248V68H246ZM197 68V69H196ZM201 68H203V70H200ZM225 68V69H224ZM237 68V69H236ZM238 68H239V70H238ZM176 69H177V71H176ZM180 69V70H179ZM228 69V70H227ZM240 69H242V70H240ZM246 69V70H245ZM171 70V71H170ZM184 70L185 71V74L182 72V71ZM191 70V71H190ZM237 70H238V72H237ZM167 71V72H166ZM188 72V74H187V72ZM201 71V72H200ZM209 71V72H208ZM221 71H224V72H222V74H221ZM156 72V73H157ZM170 72V73H169ZM193 72V73H192ZM237 72V73H236ZM260 72H262V73H260ZM155 73V72H154ZM169 73V74H168ZM176 73H177V76H179L178 78H176L177 76H176ZM189 73H192V74H190V76H189ZM209 73V74H208ZM212 73V74H211ZM224 73V74H223ZM229 73V74H228ZM238 74V75H232V74ZM245 73V74H244ZM249 73H251V74H249ZM254 73V74H253ZM258 73H260V74H258ZM153 74V73H152ZM152 74H151V77H148V79H151V81L153 82V81H155V80H152V77L154 76H152ZM166 74H168V75H166ZM250 76H249V75ZM252 74H253V77L252 78H250L251 76H252ZM201 77H200V76ZM204 75V76H203ZM255 75H257V76H255ZM167 76L168 77H170V78H167ZM188 76V77H187ZM202 76H203V78L205 79H203L202 78ZM223 76H226V77H223ZM237 76V77H236ZM241 76V77H240ZM249 76V78H247ZM259 76V77H258ZM260 76H263V77H260ZM155 77H153L154 79H155ZM182 77V78H181ZM200 77V78H199ZM245 77H246V80H245ZM256 77V78H255ZM173 78V79H172ZM192 78H194V79H192ZM197 78H199V79H201V81L202 80H204L205 82H201L200 80H197ZM224 78H226V79H224ZM261 78V79H260ZM169 79V81H167ZM215 81H214V80ZM231 79V80H230ZM235 79V80H234ZM239 79H241V80H239ZM251 79H253L252 81H250ZM163 80H166V81H163ZM179 80V81H178ZM163 81V82H162ZM182 81V82H181ZM208 81V83L206 84V82ZM211 81H213V82H211ZM216 81H218L217 83H216V85L214 84V82H216ZM249 81L250 82H252V84H250L249 83ZM255 81V82H254ZM142 82V83H143ZM158 81H157V78H156V82L155 83H157ZM175 82V83H174ZM189 84H188V83ZM199 82V83H198ZM235 82V83H234ZM244 82V83H243ZM250 84V85H248V83ZM154 83V82H153ZM187 83V84H186ZM200 83H203V84H201L200 85ZM213 83V85H211ZM254 83H255V85H254ZM148 86H147V85ZM170 84H172V85H170ZM173 84H174V86H173ZM199 84V85H198ZM229 84L231 85V86H229ZM244 84L246 85V86H248L247 88H246V86H244ZM195 85V86H194ZM198 85V86H197ZM229 86L228 88H225V86ZM252 85H254V87L252 86ZM249 86H251V87H253L252 89L253 90H256V91H252V89L249 87ZM256 86H259V88L258 87H256ZM203 87V88H204ZM223 87V88H222ZM237 87V88H236ZM170 88H172V89H170ZM235 88V89H234ZM240 88V89H239ZM244 88V89H243ZM249 88L251 89V90H249ZM213 89V90H214ZM234 89V90H233ZM259 89V90H258ZM159 91V92H158ZM242 91V92H241ZM250 91V92H249ZM252 91V92H251ZM258 91L260 92V93H258ZM147 92V93H146ZM158 92V93H157ZM165 92H166V94H165ZM171 92V93H170ZM236 92V93H235ZM243 92H247L246 94H244ZM150 93H151V95H150ZM157 93V94H156ZM241 93H243V94H241ZM159 94H160V96H159ZM192 94V93H191ZM190 94V95H191ZM262 94V95H261ZM153 95V96H152ZM169 95V96H168ZM193 95L195 96V97H193ZM193 95H192V97L193 98H195V101L194 102H196V101H201L200 100V97L201 96H199L200 94L199 93H193ZM196 95H198L197 97H196ZM240 95V96H239ZM242 95V96H241ZM246 95H248V96H246ZM150 96V97H149ZM154 96H156V97H154ZM166 96H167V98H166ZM226 96V95H225ZM224 96V97H225ZM257 98H256V97ZM160 97H162V99L160 98ZM166 99V102L167 103H165L163 100H165L164 98ZM188 97V96H187ZM228 96H226V98H227ZM241 97V98H240ZM242 97H244L243 98V101L241 100V102H239L240 100L239 99H242ZM248 97V98H247ZM252 97V98H251ZM253 97H255V98H253ZM151 98H152V100H151ZM186 98V97H185ZM192 98V99H193ZM151 101H150V100ZM158 99H161V102L160 101H158ZM170 99V98H169ZM189 99H191V98H189ZM188 99V100H189ZM247 99V100H246ZM145 100V99H144ZM158 102H157V101ZM194 100V99H193ZM192 100V101H193ZM223 100H225V99H223ZM244 100H245V102H244ZM252 100L250 101L251 103H253L252 102ZM165 103H163V102ZM225 101H227V100H225ZM151 102V103H150ZM158 103V106H157V103ZM189 102H191V100H189ZM189 102H188V104H189ZM194 102H192V103H194ZM237 102H239V104H237ZM250 102H248L249 104H251ZM153 103V104H152ZM162 103V104H161ZM161 104V106H159ZM168 104H169V106H168ZM191 104V103H190ZM166 105L168 106L167 108H166ZM240 105V106H241ZM146 106H148L149 108H147ZM151 106V107H150ZM239 106V107H240ZM151 108H153L152 110H153V112H152V110H151ZM162 108V109H161ZM146 109V110H145ZM148 109H150L151 110V112H150V110L148 111ZM240 110H244L243 112H245L246 110H248V109H237L236 110V112H235V114H234V119H233V122L235 123V125H236V122H237V120L239 119V116H241L242 114L239 112ZM146 111L147 112H149V113H151L150 115H152L153 116V118H152V116H150L149 115V113H146ZM107 112V111H106ZM162 113V115H161V113ZM170 112H171V110H170ZM145 113V114H144ZM157 113V114H156ZM237 113V114H236ZM238 113L240 114L239 116H238ZM104 114H105V110H103V116H104ZM147 114V115H146ZM150 117H149V116ZM160 115H161V118H160ZM171 115H172V112H171ZM106 116V115H105ZM148 116V117H147ZM156 116V117H155ZM146 117H147V119L148 120H151L150 122H153V123H151L150 124V122L146 119ZM151 118V119H150ZM159 119V121H158V119ZM155 119L158 121L157 122V124H155L154 122H155ZM167 119V120H166ZM145 120V121H144ZM146 120H147V122H146ZM154 120V121H153ZM163 120V121H162ZM166 120V121H165ZM161 124V125H160ZM233 124V123H232ZM151 126V127H153L154 125H156V127L155 128H153V130H151V128H148L149 126ZM153 125V126H152ZM234 125V124H233ZM234 125V126H235ZM158 126V127H157ZM160 126V127H159ZM146 128V129H145ZM150 130V131H147V130ZM160 129V130H159ZM146 132H148L147 134H146ZM152 132V134H149V133H151ZM154 133V134H153ZM161 133V135L160 136H158L159 134ZM157 135V136H156ZM167 137V138H166ZM156 138V139H155ZM160 138V139H159ZM159 139V140H158ZM171 139V140H170ZM156 140V142H153V141H155ZM170 140V141H169ZM146 141H148L147 143H149L148 145H146L145 143H146ZM154 143H156L155 145H153ZM157 143H159V147L161 148H159L157 145ZM173 143V142H172ZM171 143V144H172ZM200 143H198V145H197V147L196 148H194V149H196V151L197 152H199L200 150H202L205 146H201V145H199ZM145 145V146H144ZM169 145V146H168ZM149 146V147H148ZM153 146V147H152ZM155 147V148H154ZM200 147H201V149H200ZM156 148H159V150L158 149H156ZM164 149V150H163ZM198 149V150H197ZM161 150V151H160ZM204 150H206V149H204ZM203 150V151H204ZM148 151V152H147ZM163 151V152H162ZM203 151H200L199 153H202ZM153 152V153H152ZM160 152V153H159ZM165 152V153H164ZM152 153V154H151ZM164 153V154H163ZM149 154H151V155H149ZM1 155L2 154H0V157H1ZM40 155H42V154H40ZM40 155L38 154H36V156H37V158H38V160H40L39 158H40ZM44 155V154H43ZM90 155H92V154H75L74 155V157L76 158V156H77V158L79 157V159H77L76 160V162L77 163H75V164H72V166L73 165H75V166H73L72 168H74V169H71V166L69 167V171L73 174H71V177H70V175L69 176H67L66 178H68V179H71V182H73L74 183V185L70 182V180H69V182L68 181H66L67 179L65 178L63 181L66 183L65 185L67 186V190L66 189H64L63 190V192L65 193L66 191H68L69 190V188L71 189L70 190V192H69V194L72 196V198H70L71 196H69V194H68V192H66L65 194H67V196L70 198V203L68 202V198L66 197V195H65V197H64V195H62V194H52V196H53V198H51V197H48V196H50V194H48L47 193V191L45 190V186L42 184V183H38V182H33L32 180H30L29 178H30V174H31V172L33 173L34 171H33V169L32 168H29V169H31V170H28V169H21V171L22 170H25V171H27L26 173L28 174V175H26L25 174V172L24 171H20L21 173L20 174H23V177L21 176L20 177V174H18V171H16V169L18 168H20V165H14V168H11L10 169V171L12 170V169H14L16 172H17V174H16V172L14 171V173L15 174H13V180L11 181V179H12V176L11 175H5V174H7V172H2V167H3V169L4 168H6V166H9L8 164H4L3 162L2 163H0V167H1V169H0V171L2 172H0V177L2 176V174H3V176L2 177H4V176H6L5 178L7 179V177H8V181H9V178H10V181H11V183L13 184H10V182H8L5 178V180L7 181V183H5L6 181H2L1 182V180H0V228H2V230L3 229H5V230H7L8 232L6 233L5 232V234L4 235H2V238H4V239H7L8 240V242L10 243V244H2V245H0L1 247H0V264H60L59 263V261L61 260V256H62V252H64L63 250L66 248V246H65V244L64 243H62L61 242V238L62 237H60V240H59V235L58 234H56L57 233V231L59 232V230L63 227H65V219H63L62 217H64V215H66L65 213L66 212H68L67 213V215H69V216H71V217H73V221H72V227L74 228H76L77 226L79 227V228H81L82 227V225H83V227H85L86 225L88 226L89 225V223L88 222H90V217H91V214H89V212L91 213L92 211V208H91V206H90V204L93 202L92 200H93V197H94V195H93V197L91 196V192L93 191L94 193H95V191H94V187H93V189H92V184L91 183H93V182H91L92 181V179L91 178H93V164H92V156H89ZM131 155V154H130ZM165 155H166V157H165ZM170 155H171V157H170ZM187 155V156H186ZM197 155H199V154H197ZM206 155V154H205ZM208 155V154H207ZM220 155V154H219ZM224 155H225V157H224ZM239 155V154H238ZM136 156V155H135ZM147 156V157H146ZM153 156V157H152ZM158 156V157H157ZM167 156H168V158H167ZM192 156L194 157V159L192 158ZM201 156H202V154H200L199 155V157L201 158ZM204 156V155H203ZM224 157V158H221V157ZM242 156V155H241ZM240 156V157H241ZM42 157L43 156H41V159H42ZM71 157H73V156H70V158ZM83 157H84V159H83ZM89 157V158H88ZM163 157V158H162ZM190 158V159H186V158ZM205 157L206 158H208L207 156H204L203 157V159H205ZM209 157H210V155H209ZM226 157H227V160L229 159V155L228 154H221L217 159L218 160H220V161H215V160H208L207 162H205L206 163V168L204 169L202 166H200V171H201V168H203L204 170V172L203 171H201L202 172V174L203 173H205V170L207 171V172H210V169L208 170V168H212V166L210 167V165H213L214 167V169H213V171L215 170V168H216V171H215V174H214V172L211 174V176H213V178H211V179H213L212 180V184H211V182L209 183V184H205L204 183V187L206 188L205 190H204V188H203V193L206 191V192H208V188H209V190H214L213 189V187H211V186H214V188H215V185L216 186H218L217 184H218V181H216L217 180V177H215V176H217V174H218V176H219V178H220V176L222 177V174L220 175V173H217L218 172V168H220L219 167V165H220V162L222 163L225 159H226ZM239 157V156H238ZM239 157V158H240ZM36 158V159H37ZM44 158V157H43ZM69 158V159H70ZM162 158V159H161ZM170 158V159H169ZM242 158V157H241ZM71 159H73V158H71ZM158 160V162L157 163H155L156 161L155 160ZM164 159V160H163ZM167 159V160H166ZM75 160V159H74ZM74 160H72L73 162H74ZM81 162H80V161ZM201 161H202V159H200ZM207 160V159H206ZM19 162H20V160H18ZM17 160H15V162H14V164H19V162H18ZM42 161H43V159H42ZM42 161H39V162H42ZM85 161V162H84ZM148 161V162H147ZM152 161H153V164H152ZM162 161H164V162H162ZM168 161H170V162H168ZM226 161V160H225ZM224 161V162H225ZM70 162H71V160H70ZM69 162V163H70ZM83 162H84V165H83ZM176 162V161H175ZM193 162V163H192ZM202 162H204V160L202 161ZM208 162H211L212 164H210V163H208ZM217 162V163H216ZM78 163H81V164H78ZM139 163H141V164H139ZM181 163V162H180ZM205 163H203L204 165H205ZM87 166H86V165ZM156 164V165H155ZM167 166H165V165ZM208 164H210V165H208ZM10 165H12V164H10ZM80 165V166H79ZM152 165V166H151ZM163 165V166H162ZM170 165V166H169ZM25 166V165H24ZM83 166V167H82ZM137 166V167H138ZM156 166V167H155ZM175 166H177V164L175 163ZM185 166H187V167H185ZM223 163L221 164V173H223ZM244 166H246V165H244ZM248 166V165H247ZM11 167V166H10ZM15 167H16V169H15ZM22 167V166H21ZM75 167H78V169L77 168H75ZM185 167V168H184ZM189 167H191V168H189ZM193 167V168H192ZM205 167V166H204ZM24 168H28L27 166L26 167H24ZM91 168V169H90ZM162 168V169H161ZM171 168V169H170ZM189 168V169H188ZM17 169V170H18ZM79 169H81V171H79ZM88 169H90V170H92V171H88ZM132 169V168H131ZM138 169V168H137ZM140 169V168H139ZM188 169V170H187ZM197 169V168H196ZM7 171H9L8 170V167H7V169H6ZM20 170V169H19ZM73 170V171H72ZM76 170V171H75ZM165 170H167V171H165ZM180 170H182V171H180ZM191 170V171H190ZM3 171H5V170H3ZM13 171V170H12ZM28 171H30V174H29V172ZM83 171V172H82ZM85 171V172H84ZM145 171V172H144ZM171 171V172H170ZM177 171V172H176ZM184 171V172H183ZM212 171V170H211ZM75 172H76V174H75ZM139 172H140V170H139ZM154 172V173H153ZM155 172L157 173V174H159V181L158 182H160L161 180V182H160V184L159 183H152V182H150V184H149V180H150V178H151V176L152 175H154L155 174ZM168 172V173H167ZM190 172V173H189ZM206 172V173H207ZM5 173V174H4ZM8 173H10V172H8ZM13 172H11V174H12ZM67 173V172H66ZM151 173H153V174H151ZM162 173V175H160ZM163 173H165V175L163 174ZM167 173V174H166ZM171 173V174H170ZM182 173H183V175H182ZM185 173V174H184ZM206 173L204 174V175H206ZM40 174V173H39ZM70 174V173H69ZM75 174V175H74ZM91 174H92V176H91ZM146 174V175H145ZM199 174L201 175V173L199 172ZM14 175H15V177L17 176V178H18V176H19V178L21 179V182L23 181V182H25L24 184H26V185H28L31 189H29V187H28V189L27 188H25L26 187V185L24 186L23 185V187H22V184H23V182H22V184L21 183H19L20 181L18 180V183L16 182V180L17 179H15L14 180ZM66 175V174H65ZM68 175V174H67ZM136 175V174H135ZM141 175V176H140ZM148 175V176H147ZM149 175H150V177H149ZM168 177H167V176ZM223 175H224V173H223ZM24 176H27V177H25L24 178ZM72 176H73V179H72ZM144 176V177H143ZM210 176V177H211ZM241 176V175H240ZM76 177V178H75ZM79 177V178H78ZM91 177V178H90ZM140 177H143L142 179L140 178ZM164 177V178H163ZM206 177V176H205ZM205 177L204 176H201V178H204L205 179ZM208 177V176H207ZM18 178V179H19ZM145 178H147L146 180H145ZM162 178V179H161ZM165 178H167L166 180H164ZM215 178H216V180H215ZM2 179V178H1ZM30 181H29V180ZM75 179V180H74ZM89 179V181H87ZM91 179V180H90ZM140 179V180H139ZM204 179H202V181H206V180H204ZM73 180V181H72ZM85 180L87 181V183L86 184H88L89 182H91L90 183V189H88L89 188V184H88V187H87V185L85 184ZM145 180V181H144ZM148 180V181H147ZM171 180H173V181H175V179H172L171 178ZM219 180V179H218ZM14 181H15V183H14ZM75 181H76V183H75ZM138 181H139V183H138ZM156 181V182H157ZM167 183H166V182ZM172 181V184L170 185V183H169V186H172V185H174L175 184V182H173ZM209 181H211L210 179L208 180V182ZM213 181H215L216 183H214ZM207 182V181H206ZM68 183V184H67ZM163 183V184H162ZM174 183V184H173ZM37 186H36V185ZM42 184V185H41ZM77 184V185H76ZM94 184V183H93ZM146 184V185H145ZM147 184H149V185H147ZM152 184V185H151ZM168 185V184H167ZM167 185H165V187H164V190H165V188H167L166 186ZM8 186H9V188H8ZM32 186H34V187H32ZM43 188H42V187ZM68 186H69V188H68ZM74 186V187H73ZM143 186H145V189H144V187ZM150 186V187H149ZM151 186H152V188H151ZM11 187H13V188H11ZM38 188V190H37V188ZM40 187H41V190H43V195L41 194L42 193V191L41 190H39L40 189ZM157 187H159V188H157ZM33 188H36V190L34 189V190H32ZM157 188V189H156ZM169 189H167V190H170V187H168ZM173 188V187H172ZM171 188V189H172ZM217 188V187H216ZM29 190V191H27V190ZM144 189V190H143ZM159 189V190H158ZM33 192H32V191ZM130 190V191H131ZM142 190H143V194L144 195H142V194H140V192L142 193ZM148 192H147V191ZM35 191V192H34ZM37 191V192H36ZM38 191H40V192H38ZM74 191H76V192H74ZM83 191L85 192L84 194H82L83 193ZM139 191V192H138ZM153 192V195L151 194L152 192ZM215 191V190H214ZM213 191V192H214ZM63 192H61V193H63ZM71 192H74V193H71ZM155 192H157V193H155ZM160 192V193H159ZM162 192V193H161ZM216 192V191H215ZM45 193V194H44ZM75 193H77L76 195L77 196H79V198L78 197H76V199L74 198L75 197ZM160 195H159V194ZM166 193V192H165ZM212 192H210L209 191V193H207V196H209L210 194H211ZM39 194H41V196H38ZM139 194L140 195H142V197L140 196V197H138L139 196ZM158 194V195H157ZM164 194V195H163ZM205 194V193H204ZM212 194H214V193H212ZM216 194V193H215ZM46 195V196H45ZM56 195H58L59 197L58 198H56L55 196ZM74 195V196H73ZM43 196V197H42ZM63 198L62 200H63V204L66 202L65 200L67 199V202L65 203V204H69V206L67 207V205H66V207L68 208H64L65 207V204L64 205H62L63 206V208L66 210H63V212H65V213H63L64 215L62 216L61 214H62V209L63 208H58L57 206H60L61 207V204H59V202L61 201L60 200V198L61 197ZM145 196V197H144ZM151 196H153V197H151ZM157 196H159V197H157ZM131 197V198H132ZM148 197V198H147ZM156 197V198H155ZM216 197V196H215ZM38 198H43V199H38ZM45 198H46V201H45ZM48 198V199H47ZM54 198H56V201L55 200H53ZM66 198V199H65ZM130 198V199H131ZM141 198V199H140ZM158 198H161V199H158ZM59 199V200H58ZM65 199V200H64ZM77 199H80V200H77ZM90 199H91V201H90ZM145 199V200H144ZM42 201V200H44L43 202H44V204H42V203H40L39 201ZM50 200H53L55 203H56V205L57 204H59V205H57L56 207L57 208H55V206H54V204L55 203H53V201H52V204L53 205H51L50 203H51V201ZM58 200V201H57ZM71 200H73V201H71ZM151 201V202H150ZM38 202H39V204H40V206H38L39 204H38ZM45 202L47 203L46 205H45ZM91 202V203H90ZM61 203V202H60ZM153 203H151V204H153ZM46 206L45 208H47V209H45L44 208V206ZM52 207H51V206ZM92 205V204H91ZM49 207V208H48ZM89 207L91 208V210H89ZM148 208H149V206L147 207V208H144V218L145 219H149V218H151L152 216H155L154 214H155V210H153L152 208L151 209H149L148 210ZM169 209H171V207L169 206L168 207ZM208 208V207H207ZM44 209H45V211H44ZM50 211H49V210ZM54 209V210H53ZM81 209V210H80ZM147 209V210H146ZM51 210H53L52 211V213H51ZM150 210H152L151 212H150ZM206 210V208L204 209V211ZM147 211V212H146ZM167 211H169V210H167ZM171 211V210H170ZM203 211V212H204ZM48 212V213H47ZM77 212V213H76ZM167 213V212H166ZM168 213H170V212H168ZM167 213V214H168ZM172 213V212H171ZM170 213V215H172ZM50 214V215H49ZM151 214V215H150ZM90 215V216H89ZM169 215V214H168ZM169 215V216H170ZM69 216H65L64 218H66V217H69ZM168 217V216H167ZM13 219V221H12V223H11V226L9 227V220L10 219ZM52 219V220H51ZM62 219V220H61ZM52 222H51V221ZM60 221H62V222H60ZM50 225H54V227L53 226H50ZM61 225H62V227H61ZM87 226L84 228L85 230H87ZM53 229H52V228ZM60 227V228H59ZM88 228H89V226H88ZM50 229L51 230H53V233H51L52 231H50ZM81 229H83V228H81ZM84 229L82 230V231H80L79 233L81 234V232H82V239H81V235H80V238H79V241L77 240L76 242L75 241H70V243L68 244V245H70L69 247H70V249H68L69 251H70V253L68 254V256L70 255V258L72 257L73 259H76V261H80V259L83 261V259L85 258V260L84 261H88L87 259H89V256L91 255V251H92V248H91V246L89 247V249L91 250V251H89L88 250V246H89V244H91V243H89V242H87L85 239H86V237H88V236H85L84 234H86L85 233V231H84ZM55 230H56V232H55ZM88 231V230H87ZM3 232V231H2ZM62 232H63V230H62ZM0 233H1V231H0ZM61 233V232H60ZM59 233V234H60ZM2 234V233H1ZM0 234V235H1ZM56 234V235H55ZM84 235V236H83ZM88 235V234H87ZM179 235H181V236H183L182 235V233L181 234H179ZM60 236H61V234H60ZM79 237V236H78ZM77 236H76V238L75 239H77L78 238ZM84 237H85V239H84ZM205 238H207L208 239V237H204V239ZM88 239V238H87ZM204 239H202V240H204ZM209 240V239H208ZM208 240H206V241H208ZM181 241H183V239L181 240ZM185 241V240H184ZM260 241H256L254 244H256V246H258V243H259ZM62 243V244H61ZM89 243V244H88ZM185 244H187V241H185ZM65 246V247H64ZM69 247H67V248H69ZM240 247V246H239ZM244 247H246V245H244ZM255 247V246H254ZM2 248V249H1ZM263 249V250H262ZM37 252H42V251H45L44 253H45V255H46V259H43V260H38V259H35V258H33V254L34 253H36V251ZM40 250V251H39ZM89 252H88V251ZM62 251V252H61ZM33 252V253H32ZM261 254H259V253ZM43 253V252H42ZM43 253V254H44ZM83 253V254H82ZM88 253H90V254H88ZM64 254V253H63ZM134 254V253H133ZM131 255V256H133V257H135V258H137V256H135V254L134 255ZM262 254H264V246L263 247H260L259 246V249H258V251H257V255L258 256H264V255H262ZM72 255V256H71ZM186 255H188V254H186ZM80 256V257H79ZM84 256V257H83ZM130 256V257H131ZM140 256V255H139ZM138 256V258H140V259H142L141 257H139ZM143 256V255H142ZM147 256V255H146ZM151 256V255H150ZM150 256H148V257H150ZM91 257V256H90ZM132 257V258H133ZM152 257V256H151ZM151 257L149 258V259H151ZM260 257V258H261ZM80 258V259H79ZM134 258V259H135ZM137 258V259H138ZM147 257H145L144 258V260L146 259ZM262 258H264V257H262ZM73 259H71V260H73ZM130 259V258H129ZM133 259H130L129 260V263L130 262H134V261H132ZM161 260V259H160ZM73 261H75V260H73ZM140 260H137V262H138V264L141 262H139ZM145 261H147V259L145 260ZM149 262H151L152 264H168L165 260H162V261H164V262H159V260H156V261H158V262H154V260L152 261V260H148ZM198 261L200 262V263H204V262H206V258H199L198 259ZM135 262H136V259H135ZM136 262V263H137ZM185 262V261H184ZM85 263V262H84ZM142 263V262H141ZM140 263V264H141ZM130 264H132V263H130ZM143 264H146L145 262H143ZM149 264V263H148ZM185 264V263H184ZM187 264H188V262H187ZM262 264H264V263H262Z\"/></svg>", "mask_w": 264, "mask_h": 264}, {"label": "crops", "instance_id": "0c3cea01", "mask_svg": "<svg viewBox=\"0 0 264 264\" xmlns=\"http://www.w3.org/2000/svg\"><path fill=\"white\" fill-rule=\"evenodd\" d=\"M206 87H209V90H208V88L200 87L197 89L198 92H197V90H195V91L191 90L189 87H187L183 84H177L173 87L171 98H170L171 104H170V108H169V110H171V112H172V116H170L169 123H167L165 125V128H164V135L177 140V141H173V143L175 142L176 144L174 146L172 143L173 146H171L172 149L169 151V153H165V154H173V156H172V158L174 160V165L172 167L173 172H175V168L177 169L178 166H179L178 169L181 167L183 168V166H181L179 164L180 162L186 163L183 160V154H194V151H195L194 148L197 147L198 143L204 142L203 139H205V143H203V144L208 149L207 150L205 148L207 150V152L204 151L205 152L204 154H209V153L211 154V152H212V154H211L212 157L209 154L211 157L210 160H217V158L219 157V154H224V153L228 154L233 159L238 157L239 156L238 154H240L244 158L246 157L245 159L249 160V162H253L255 164L257 163V165L259 164L261 166L262 165L264 166V105L255 106V107H252V108L246 110L239 117V119L236 122V125L233 127L232 121L234 119V114L237 110V107L233 108L234 105L230 104V102H226L229 105L228 106H227V104L225 105V106H227V111H225L224 108H219L222 105V103H215L214 102V104H216V105L220 104V106H218V108L215 107L214 104L212 105L213 101H211V100H213V99L210 98L212 96L209 97V95H208V94L211 95L213 93L212 91H214V90L211 91L209 85ZM201 88H203L202 91H201ZM205 89H207V91H209L208 94H207V92L206 93L204 92V91H206ZM189 90H190V93H195V92L200 93L201 97H202V94H206L205 97H207V98H205L203 95L205 101H204V99H202V98L201 99L204 102L200 101V103L199 102H196L193 104L191 103L193 106L191 104H188L187 108H185L186 105H184L182 103V101L184 100L185 97H187L190 94ZM210 91L212 93H210ZM208 97H209V99H208ZM209 100H210V102H209ZM207 101L209 102L208 104H207ZM201 103H203V104L205 103V105H208L207 106L208 109L206 107V109H207L206 110L204 108L205 105L203 107V105ZM195 104L197 107L194 106ZM231 105L233 107L229 108V107H231ZM198 106H199V108H198ZM201 106L203 108H201ZM222 107H224V105H222ZM188 108L191 112H189ZM209 108H211L210 111H209ZM198 109H200L201 113ZM215 109H217V110H215ZM208 111H209V113H208ZM217 112L221 116H219L218 114L216 115ZM223 112H224V116L225 117L227 116L229 120L228 119L226 120L222 116ZM142 113H143V111H142ZM208 114H210V115H208ZM226 114H228V115H226ZM205 115H207V116H205ZM142 116H143V114H141V119H142ZM193 116H194V118H193ZM213 116H214V118H213ZM217 116H218V118H217ZM221 117H223V118L221 119ZM207 119H208V122H207ZM224 120H225V122H223ZM141 122H142L141 128L143 129V119ZM205 123H207L208 125ZM223 123H227V126L223 125ZM212 124L215 126H213ZM202 126H203V128H202ZM208 126H213V127L208 128ZM228 126L230 128H227ZM199 127L201 130L199 129ZM231 127L233 128L232 129L233 131L231 130ZM204 128L205 129L208 128L209 133L213 132V134L209 135L208 132ZM222 128H224V129L222 130ZM197 129L199 130V132L197 131ZM210 129H213V131ZM215 130L218 134L215 132ZM230 131H232V132H230ZM203 132H205V136H206L205 138L203 137ZM220 132H221L222 136L218 137ZM199 133H201V134H199ZM214 133H216V134H214ZM231 133H232V135H231ZM229 134H230V136H229ZM215 135H217V136H215ZM190 136H191V138L189 139ZM213 137H215V138H213ZM229 137H231L232 139ZM224 138H225V140H224ZM233 139H234V141H233ZM187 141H189L191 144ZM196 141H197V143H196ZM210 141H211L212 145L210 144ZM226 142L228 143L227 145H226ZM232 142H234V143H232ZM229 143H231L232 145ZM214 145H216V146L218 145V148H215L216 146L214 147ZM225 146H226V148H225ZM174 147H176V149H174ZM232 147L234 150L231 149ZM141 148H142V146H141ZM187 149H190V150L188 151ZM216 149H219V150H216ZM222 149H223V151H222ZM209 150H210V152H209ZM174 151H175L176 155H174ZM230 152H232V153H230ZM213 153H214V155H213ZM141 154H143L142 150H141ZM195 154H203V153H199L196 151ZM238 159H239V157H238ZM238 159L236 158L235 160L238 161ZM177 160H178V162H177ZM175 161H176V164H178V166H175ZM231 162H232V160L230 161V163ZM236 163H238V162H236ZM232 164L228 165L227 161L223 162L222 167H223V172L225 175L222 174L221 179L225 178V176H226V178L224 179L223 182L221 181V179H220V181H218V186L216 188V199L218 198V200H217V203L214 206L215 208L212 212V217H211L212 223L211 224L213 225V229H214L213 231H215V234L218 235L222 241H224L230 245H233V246H244V245L251 244L253 242L255 243L259 239V237L261 236L262 232L264 231V207H263L262 203L260 202V200L256 199V197L250 195L249 193L240 191L242 188V187H240V189H239V185H238L241 183L239 181L240 178L238 177V176H240V173H239V171L237 172L238 168L236 169V167H235L238 164L234 165L235 163H233V162H232ZM230 165H231V167H230ZM227 166L230 167L231 170L233 168L234 169L231 172H228ZM238 173H239V175H238ZM230 175L231 176L233 175L235 177L232 176L233 177L232 178ZM263 179H264V173H263ZM237 182H238V184H237ZM220 183H223L224 186ZM227 186H229V187H227ZM236 187H237L236 190H239L238 192H236L235 190H233V191L231 190V189H234ZM217 191H218L219 195H218ZM234 191L236 193H233ZM141 203H143V200Z\"/></svg>", "mask_w": 264, "mask_h": 264}]
</instances>
